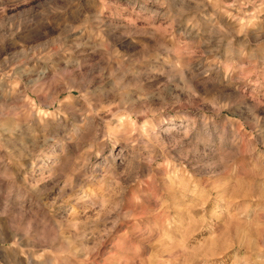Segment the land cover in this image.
I'll use <instances>...</instances> for the list:
<instances>
[{"label": "rangeland", "instance_id": "obj_1", "mask_svg": "<svg viewBox=\"0 0 264 264\" xmlns=\"http://www.w3.org/2000/svg\"><path fill=\"white\" fill-rule=\"evenodd\" d=\"M0 264H264V0H0Z\"/></svg>", "mask_w": 264, "mask_h": 264}]
</instances>
